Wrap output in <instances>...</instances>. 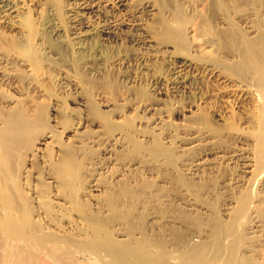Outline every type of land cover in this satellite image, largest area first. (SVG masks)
Listing matches in <instances>:
<instances>
[{"label":"rangeland","instance_id":"rangeland-1","mask_svg":"<svg viewBox=\"0 0 264 264\" xmlns=\"http://www.w3.org/2000/svg\"><path fill=\"white\" fill-rule=\"evenodd\" d=\"M9 1L17 9L0 20V115L21 104L30 113L43 108L45 130L41 126L38 130L51 136L48 148L42 147L45 160L33 150L26 155L23 169L30 175L26 182L38 191L44 189L46 174L52 173L62 147L68 146L79 170L77 198L101 217L111 218L106 196L114 192L112 196L118 197V189L130 185L135 196L123 200L127 204L120 208L140 218L139 228L128 234L127 221L113 222V236L136 241L162 233L168 260L177 263L187 247L209 239L216 217L226 223V211L216 214L206 205L223 206L231 194L221 184L203 195L183 191L179 174L184 160L191 166L195 153L188 149V156H183L182 140L213 136L217 127L211 112L216 109L224 116L220 127L225 133L222 140H212L250 148L235 141L251 137L256 128L252 97L226 83L221 85L223 93L212 91L213 79L204 71L194 79L198 72L191 68L186 72L191 79L188 94L181 92L180 51L162 24L177 26L175 10L182 2H172L162 13L158 8L152 16L144 3L153 0ZM201 2L207 0L185 2L189 15L203 8ZM30 48L36 51L37 65L31 62ZM52 188L49 191L55 193ZM65 195L71 199L70 193ZM261 206L250 216L253 226L246 230L247 240H241L242 256L256 264H264ZM69 212L65 215L69 232L78 233L83 225ZM98 260L84 254L78 264H100Z\"/></svg>","mask_w":264,"mask_h":264},{"label":"bare ground","instance_id":"bare-ground-1","mask_svg":"<svg viewBox=\"0 0 264 264\" xmlns=\"http://www.w3.org/2000/svg\"><path fill=\"white\" fill-rule=\"evenodd\" d=\"M128 2L119 3L125 5ZM172 2H182L175 10L177 26L172 28L162 24V27L165 35L176 41L180 51L181 92H188L191 82L186 75L188 69L198 72L194 79L204 71L213 79L212 91L223 93L221 85L224 83L233 86V91L252 97L257 114L252 136L236 137L235 143L243 141L241 143H246L248 149L237 148L235 144L224 146L212 140H222L225 133L220 127L224 116L216 109L211 112L217 127L213 136L184 138L181 143L183 156H188V149L195 153L191 166L184 160L179 174L183 191L203 195L208 188L221 184L225 192L231 193L226 203L223 206L207 203L206 207L216 214L226 211V223L216 217L209 239L187 247L177 263L168 260L162 233H157L156 239L147 235L140 240H130L132 242L116 239L111 230L113 222L127 221L128 234L139 228L140 218L120 208L127 204L123 200L134 198V189L131 190L130 185L119 186L118 197L112 196L114 192L106 196L111 218H102L77 198L79 170L68 146L62 147L56 166L50 169L52 173L45 170L48 172L46 183L40 185L44 189L40 187L38 191L29 185L26 182L29 174L23 169L24 159L30 150L36 157H47L42 153V147L49 145L51 136L43 133L44 109L27 113V107L20 108L25 106L21 104L0 115V264H78L79 257L84 254L97 257L102 264L257 263L249 256H242L241 240L245 239L251 225L250 216L261 205L264 207V0H207L201 2L203 8L194 15H189L185 6L189 0H153L144 5L153 16L158 8L162 13ZM16 9L9 0H0V20L11 17ZM149 42L154 43L152 39ZM19 48L25 51L23 47ZM28 53L32 64L37 65L36 51L30 48ZM92 110L102 115L97 108L92 107ZM39 126L44 130L39 131ZM205 174L208 179L203 180ZM189 175L197 181H191ZM52 186L55 193L49 191ZM66 193H70L71 199ZM67 209L81 221L80 232H69L70 221L65 218Z\"/></svg>","mask_w":264,"mask_h":264}]
</instances>
